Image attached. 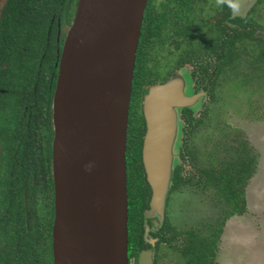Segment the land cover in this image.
<instances>
[{
    "label": "trees",
    "instance_id": "1",
    "mask_svg": "<svg viewBox=\"0 0 264 264\" xmlns=\"http://www.w3.org/2000/svg\"><path fill=\"white\" fill-rule=\"evenodd\" d=\"M76 6L77 0H0V264H54L52 98L57 57ZM230 14L227 7L217 8L215 0L146 3L127 129L129 264H138L139 252L150 245L143 233L151 187L142 161L146 130L142 100L148 87L202 54L205 78L216 70L208 93L211 102L216 100L213 85L221 75L235 87L243 83L264 94V0H258L246 16ZM59 16L62 31L57 42ZM255 107L253 115H259L260 107ZM205 108L198 117L189 108L182 111L181 163L188 160L192 170L183 175L184 166L175 168L171 192L191 185L208 194L217 215L190 226H176L167 215L154 233L155 264H217L226 220L247 208L246 186L258 154L239 137L242 131L232 137L224 133L212 151L202 154L190 136L204 122Z\"/></svg>",
    "mask_w": 264,
    "mask_h": 264
},
{
    "label": "water",
    "instance_id": "2",
    "mask_svg": "<svg viewBox=\"0 0 264 264\" xmlns=\"http://www.w3.org/2000/svg\"><path fill=\"white\" fill-rule=\"evenodd\" d=\"M147 1L78 0L64 39L51 113L54 264H129L127 129ZM257 1L239 0L240 12L230 16H246ZM206 95L195 93L189 74L178 71L143 96L142 161L151 187L145 237L164 222L182 162V110L197 113ZM138 264H154V250L140 252Z\"/></svg>",
    "mask_w": 264,
    "mask_h": 264
},
{
    "label": "rangeland",
    "instance_id": "3",
    "mask_svg": "<svg viewBox=\"0 0 264 264\" xmlns=\"http://www.w3.org/2000/svg\"><path fill=\"white\" fill-rule=\"evenodd\" d=\"M218 80L216 100L207 102V116L190 142L207 154L224 133L232 137L242 131L239 137L247 139L258 156L246 189V211L226 220L218 241L217 264H264V94L243 83L235 87L223 75ZM254 106L260 107L259 115H253ZM255 116L261 117L254 120ZM185 169L191 171L189 166ZM169 213L176 225L190 226L199 219L216 217L217 207L207 193L187 185L172 194Z\"/></svg>",
    "mask_w": 264,
    "mask_h": 264
},
{
    "label": "flooded vegetation",
    "instance_id": "4",
    "mask_svg": "<svg viewBox=\"0 0 264 264\" xmlns=\"http://www.w3.org/2000/svg\"><path fill=\"white\" fill-rule=\"evenodd\" d=\"M77 4H78V0H77ZM76 8H77V6H76ZM76 13V12H75ZM74 17H75V15H74ZM74 17H73V19H74ZM231 17V16H230ZM73 19H72V21H73ZM60 16L58 17V31H57V42H59V40H60V37H61V31H62V25H61V22H60ZM72 21H71V23H72ZM71 23L69 24V25H67V27H66V29H65V36H64V38H63V43H64V39H65V37H66V34H67V31H68V28L70 27V25H71ZM63 43H62V47H63ZM62 47H61V50H60V54L58 55L59 57H57V63H56V65H57V67H58V62H59V59H60V56H61V51H62ZM201 56H197L196 57V59H194V60H192V61H190V60H188L187 62H185L183 65H181V66H179V67H176L175 69H173L172 71H171V73L168 75V77L165 79V80H158L157 82H155V83H153V84H156V83H164V82H166L170 77H171V75L173 74V73H175V72H187L188 74H189V76H190V80H191V82H192V89H193V91L195 92V93H200V92H202V91H204V92H206V99H205V101H204V105H203V107H202V109H200V110H198V112L197 113H194V111L191 109V112H192V115H194V117H198V116H200V113L202 114L204 111H205V107H207L208 105V103L207 102H210V96L208 95V93H209V91H210V85H211V83H212V80H215L214 79V76H215V72H216V70H213L212 71V73L210 74V75H207V78H205V74L202 72V68H201V63L203 62V63H205V60L203 59V58H206V56H203L202 54H200ZM207 58H209V57H207ZM208 61H209V59H208ZM207 63V62H206ZM209 64H211V62H208ZM207 69H209V67L207 68ZM206 69V70H207ZM209 71H210V69H209ZM56 79H57V77H56ZM217 82L219 81L218 79L216 80ZM153 84H151V85H153ZM150 85V86H151ZM217 85H218V83H217ZM217 85H213V87H214V93H215V88L217 87ZM149 86V87H150ZM149 87H148V89H149ZM148 91V90H147ZM146 91V92H147ZM145 92V93H146ZM144 93V94H145ZM216 95V94H215ZM144 96V95H143ZM142 103H143V100H142ZM184 108H188V107H184ZM183 108V109H184ZM190 109V108H189ZM183 111V110H182ZM181 118H183L182 117V114H181ZM184 119V118H183ZM184 125H185V121H184ZM145 132H146V130H145ZM144 135H145V133H144ZM144 135H143V138H144ZM183 136H184V126H183ZM183 141V140H182ZM143 146V145H142ZM181 167H183L184 166V169L182 170V174L183 175H186L185 173H187V174H189L186 170L187 169H185L186 167H190V170H192V166L189 164V161L188 160H185V162L184 163H181ZM248 185V184H247ZM247 187V186H246ZM175 192V191H174ZM174 192H171V190H170V194H169V196H168V199H167V202H166V210H165V219H166V216L168 215L169 216V218H170V220H171V222L173 223V224H175L173 221H172V218L170 217V213H169V206H170V203H171V197H172V194L174 193ZM168 200H169V202H168ZM25 201V200H24ZM25 203V202H24ZM25 205H27V203L25 204ZM217 215V214H216ZM165 219H164V222H165ZM203 219V218H202ZM201 219H199L198 221H200ZM197 221V222H198ZM144 222H145V220H144ZM164 222H163V224H164ZM163 224H162V226H163ZM148 225H149V227L151 228V221H150V219H148ZM176 225V224H175ZM162 226L160 227V228H158L157 230H148V234L146 235V237H145V227H144V233H143V236H144V239H145V241L147 242V243H149L150 245H149V247L148 248H146V249H144L143 251H147V250H151V249H153L154 250V260H155V254H156V242H157V240H158V237L157 236H155V234L154 233H156V232H158L159 230H161V228H162ZM176 226H181V225H176ZM154 234V235H153ZM148 239H152L153 240V244L148 240ZM140 252H142V251H140ZM140 252H139V254H140ZM218 252V251H217ZM139 254H138V256H139ZM217 258V257H216ZM137 262H138V257H137ZM154 264H155V262H154Z\"/></svg>",
    "mask_w": 264,
    "mask_h": 264
},
{
    "label": "clouds",
    "instance_id": "5",
    "mask_svg": "<svg viewBox=\"0 0 264 264\" xmlns=\"http://www.w3.org/2000/svg\"><path fill=\"white\" fill-rule=\"evenodd\" d=\"M215 6L221 9L227 7L233 14L239 13L241 10L239 0H215Z\"/></svg>",
    "mask_w": 264,
    "mask_h": 264
}]
</instances>
